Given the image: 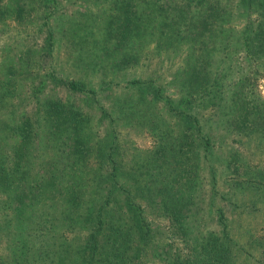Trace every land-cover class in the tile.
Returning <instances> with one entry per match:
<instances>
[{"label": "trees", "instance_id": "obj_1", "mask_svg": "<svg viewBox=\"0 0 264 264\" xmlns=\"http://www.w3.org/2000/svg\"><path fill=\"white\" fill-rule=\"evenodd\" d=\"M24 1L12 2V9L8 11L7 7H2L3 0H0V24L7 21L6 25L9 19L15 20L21 28L30 24L26 14L32 11ZM119 1L121 8L108 15L102 35L91 31V35L79 38L82 48L87 45L90 49L85 57L88 61L90 58L98 59L99 64L107 61L106 67H110L107 71L102 67L98 70L93 68L92 73L100 69L105 73L116 72L115 63L120 58L121 62L126 61L129 68L131 65L128 64L136 63L138 55L146 50L149 43H153L156 49L174 50L176 41H180L175 29V25L180 24L178 20L184 17L180 9L177 8L179 14L175 20L157 22L153 1L158 3L160 0H143L145 6L142 8L135 0ZM163 3H179L181 8L190 7L193 3L202 9L201 22H198L194 32L188 39L187 36L181 38L191 41V53H188L191 55L185 58L187 61L180 86L186 97L181 96L186 109L175 113L180 116L181 127L171 130V126L167 127L163 122L162 128L159 125L162 121H156L150 110L154 108L151 104L162 99L163 88H153L155 97L145 102L143 95H150V91L145 92L149 87L143 89V82L139 80H134L133 84L128 81L124 89L139 95L132 94L133 91L127 93L120 104V113L126 119H143L142 123L145 122L160 138L158 147L148 154L144 153L139 164L137 162L130 168L121 164V145L116 134L109 138L111 143L108 139H98L96 133L88 132V116L69 103L67 105L58 100L39 107L36 113L43 119L32 122L31 116L24 114L30 102L25 96L20 99L18 93L21 87L27 86L25 81L32 75L30 69H41V56H33L34 53L29 50L18 52L16 60L15 55L4 56L0 66V219L9 228L5 235L9 237L7 247L11 255L0 258V264H143L145 260L144 264L147 260L153 264L159 246L149 221L148 208L167 216L172 233L180 234L181 240L190 243L183 256L165 245V250L160 252L164 256V264H228L230 248L223 239L216 235L203 238L198 243L197 235L193 234L194 223L189 219L191 202L188 201L193 198L200 172L198 153L192 150L193 136L202 133L205 128L212 132L214 129L208 124L211 121L215 128L221 126L230 135L249 137L247 135L254 134L257 129H264V98L262 103L254 98L247 100L246 77L234 81L230 71L227 73L215 66L216 62L221 63L219 58L215 60L216 53L222 51L223 45L225 48L229 45L230 34L225 27L230 21L231 11L224 10L217 0H163ZM151 6L154 9L149 8ZM262 6L259 13L264 17ZM159 11L161 15L165 13L162 5ZM151 29L158 30L164 43L159 38L149 40V37L142 36L143 31ZM51 35L49 32V39ZM90 36L96 38L90 39ZM241 41L246 60H249L247 66L254 67V73L259 70L264 72V25L258 31L248 28ZM94 49L97 51L92 55ZM122 50L126 52L121 54ZM85 58L78 60L84 62L82 59ZM14 69L18 71L15 73ZM228 81H233V84L229 85ZM113 84L117 88L121 85L110 80L107 87ZM65 85L74 92L86 90L73 81ZM145 104L150 108L144 109ZM20 106L24 115L17 112ZM201 111L208 112V117L204 118L199 113ZM41 123L53 130V138H59L58 147L64 146L68 150L62 153L73 159L67 168L54 167L48 178L38 176L43 166L35 173L29 161L30 132L32 127ZM174 131H177L175 135ZM70 139L75 142L69 145L67 141ZM205 140V145H210V138ZM232 168L239 179H231L232 185L237 187L242 183L251 194L254 192L263 196L264 175L256 177L243 167V174L239 176V168L233 167L229 161L227 169ZM75 169L76 174L71 171ZM217 212L222 230L229 236L225 213L221 208ZM73 223L76 224V233L86 231V236L76 246L72 243L73 238L65 234L73 231L70 226ZM232 239L228 240L232 242Z\"/></svg>", "mask_w": 264, "mask_h": 264}, {"label": "rangeland", "instance_id": "obj_2", "mask_svg": "<svg viewBox=\"0 0 264 264\" xmlns=\"http://www.w3.org/2000/svg\"><path fill=\"white\" fill-rule=\"evenodd\" d=\"M15 1L3 0L2 7H7L10 11L13 6L12 2ZM24 2L32 11L28 12L29 15L26 14V19L31 22L30 24H24L21 28L13 19H9L6 25L4 24L7 21L0 24V66L5 59L4 56L15 55L14 60H16L20 51L29 50L34 53L33 56H37V54L41 56L42 61L39 65L41 69H30L32 75L28 79V83L25 81L27 86L21 87L22 90L18 93L20 99L25 96L30 102V106L26 108L24 114L31 116L32 122L35 120L41 122L43 119L39 113H36L39 107L58 100L67 105L69 103L75 110L80 109L88 116V132L96 133L98 139L102 141L108 139V143H111L109 138L114 135L113 133L116 134L117 142L121 145L119 151L122 156V158L120 156L121 164L130 168L137 162L139 164L142 155L150 153L149 151L152 149L155 150L160 142V138L154 135L149 126L145 122L142 123L143 119H126L125 115L120 113L122 112L120 104L124 102L123 98L127 93L133 91L124 89V87L128 81L133 84L134 80H139L143 82L141 84L143 89L146 86L149 87L145 92L150 91V95H143L145 102H149L153 96L155 97L153 88H163L162 99L156 104H151L154 105V108L150 110L156 116V121H162L159 125L163 128V122H166L167 127L171 126V130L181 127L180 116H176L175 113L177 110L186 109L184 105L186 97L180 89L181 75L187 61L185 58L191 55L188 54L191 53V41L181 40V38L187 36L188 39L198 22H201L202 9L200 7L192 3L190 7L184 8L183 6L181 8L179 3L164 5L165 1L163 3V0L158 3L153 1L157 9V22L162 19L173 21L179 14L177 8L182 11L184 17L178 20L180 24L175 25L176 33L180 35V41L175 40L176 48L174 50L173 48L170 50L156 49L153 43H149L146 50L138 55L137 62L128 64L131 65L129 68L126 66V61L121 62L123 60L120 58L115 63L116 72L105 73L100 69L99 72L92 73L93 68L98 70L102 67L107 71L110 70V67H106L107 61L100 62V64L95 58H90L88 61V58L85 57L90 49L87 48V45H83L85 46L83 49L80 42L78 43L79 38L83 35H91V31L98 36L102 35L104 33L103 25L106 23L108 15L118 12V8H121L120 1L25 0ZM135 2L139 8L145 6L143 0L141 2L135 0ZM217 3L224 10L231 11V18L225 27L227 34H230L229 43H227L229 45H226V48L223 45L222 51L216 53L215 60L217 61L219 58L221 63L216 62L215 66L223 68L227 73L230 71L234 81L237 78L240 80L246 77V99L254 98L262 103L264 72L259 70V73H254V67L247 66L249 60H246L241 39L248 28L250 31L251 29L258 31L264 25V17L259 13L263 9L264 0H217ZM161 5L165 9L163 15L159 11ZM149 8L154 9L153 6ZM164 15L165 18H161ZM27 20L24 22L27 23ZM37 28L42 30L38 31ZM49 32L52 34L50 39ZM142 34L143 37H149V40L154 37L164 43L158 30H146ZM94 38L96 36H90V39ZM96 51L94 49L91 54L94 55ZM120 52L122 54L126 51ZM81 57L85 58L82 59L84 62L78 60ZM3 70L1 69V71ZM17 71L14 69L15 73ZM32 78L33 80H31ZM110 80L120 83V87L117 88L114 84L107 87ZM68 81L76 82L78 86L83 85L86 90L84 92L71 91L65 85ZM228 83L232 85L233 81H228ZM132 94L139 95L134 91ZM181 96L184 99H181ZM148 107L150 108L145 104L144 109ZM27 110L28 113H26ZM17 112L24 115L21 112V106ZM199 113L204 118L209 115L206 111ZM43 123L31 129L29 161L34 172L43 166L38 176L44 175L45 178H48L54 167L67 168L73 159H68L67 155L62 153L67 149L64 146L58 147L59 138L54 139L53 130L48 129ZM208 124H211L214 130L208 132L206 128L203 129L202 133L193 136L194 143L192 142V150H196L198 153L200 168L197 184L192 193L193 198L190 197L191 199L188 201L191 202L189 219L194 223L193 234L197 235L198 243H201L203 238L208 239L216 235L223 239L226 246L230 248L228 249V264H258L257 262L264 264V241H262L264 236V199H262L264 193L263 196L254 192L251 194L242 183L237 187L232 185L231 179L238 181L239 179L235 177L234 168L227 169V165L231 161L233 167L239 168L237 171L239 176L243 174V167L251 172L249 174H255L256 177L264 175V129L259 128L254 131V134H249L247 135L249 137H246L227 134L221 126L216 125L218 128H215L212 121ZM176 132L174 131V135ZM208 137L210 145L206 146L205 139ZM73 141L70 139L67 144L70 145L75 142ZM71 171L76 174V169ZM242 178L245 179L246 176H242ZM63 179L64 177L62 181ZM215 190L219 193L216 194ZM140 200L144 202L143 199ZM54 204L58 205L57 202ZM218 208H221L225 213L229 236L222 230ZM147 213L150 214H148L149 221L152 230L154 233L156 232V244L159 246L153 264H164V256L160 252L165 250V245L172 252L183 256L188 251L190 243L181 240L180 234L172 233V229L168 228V217L162 212L148 208ZM70 226L73 227L71 228L73 231L65 234L73 238L72 243L76 246L86 236V231L76 233V224L73 223ZM8 229V226H4L3 220L0 219V258L2 259L11 255V250H8L7 247L9 237L5 235ZM229 238H233L232 242L228 240ZM248 241H254V243H247ZM151 257L153 259L152 255ZM149 263L147 260L146 264Z\"/></svg>", "mask_w": 264, "mask_h": 264}]
</instances>
